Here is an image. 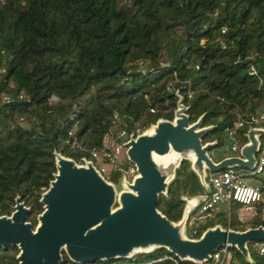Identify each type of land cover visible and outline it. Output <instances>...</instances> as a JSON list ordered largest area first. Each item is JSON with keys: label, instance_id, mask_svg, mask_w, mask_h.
Segmentation results:
<instances>
[{"label": "trees", "instance_id": "obj_1", "mask_svg": "<svg viewBox=\"0 0 264 264\" xmlns=\"http://www.w3.org/2000/svg\"><path fill=\"white\" fill-rule=\"evenodd\" d=\"M178 96L190 123L203 116L202 127H211L202 144L217 147L238 117L264 113V0H0V215L18 195L34 225L53 151L88 159L82 149L101 143L112 113L140 119L152 108L145 127L171 120ZM245 131H237L240 144ZM202 192L183 161L157 209L176 221L182 196ZM238 208L218 205L194 237L214 224H263L258 216L238 221ZM247 247L250 262L228 247L232 260L264 264ZM16 253L0 247V264H16ZM166 255L160 248L92 264H175Z\"/></svg>", "mask_w": 264, "mask_h": 264}, {"label": "water", "instance_id": "obj_2", "mask_svg": "<svg viewBox=\"0 0 264 264\" xmlns=\"http://www.w3.org/2000/svg\"><path fill=\"white\" fill-rule=\"evenodd\" d=\"M202 118L190 123L178 96L171 120L157 119L124 144L135 174L130 180L121 177L118 188L90 161L77 163L53 151L55 172L38 198L42 209L35 224L27 220L30 208L15 196L11 212L0 215V247L17 248L16 264H61L63 255L73 264H92L160 248L180 262L202 264L221 246L234 248L250 262L247 244L264 240V223L243 230L214 224L188 237L185 222L196 197L183 199L176 221L157 209L159 196L166 195L183 161L206 192L207 173L255 165L264 127L247 128L238 156L215 162L208 152L216 142L201 141L211 128L202 127Z\"/></svg>", "mask_w": 264, "mask_h": 264}, {"label": "built area", "instance_id": "obj_3", "mask_svg": "<svg viewBox=\"0 0 264 264\" xmlns=\"http://www.w3.org/2000/svg\"><path fill=\"white\" fill-rule=\"evenodd\" d=\"M223 32L224 29L221 30V33ZM248 75H256V69L253 66L248 67ZM19 99H23V95H20ZM55 99L52 98L51 100L55 101ZM2 102L8 103L9 98L2 97ZM153 114L152 108H148L140 119H134L132 116L117 112L112 113L109 118L108 129L102 137L101 143L94 148L82 149L88 155V159L84 160L90 161L95 170L107 181L109 179L105 176L112 173H120L121 177L130 180L135 174V168L127 161L124 144L148 127V125L145 127L142 125ZM262 125H264V113L243 118L238 117L233 123L232 129L226 130L225 140L228 145L223 148L222 153H220L222 155L218 159L236 155L240 145V135L237 131L247 130L249 127H262ZM208 156L214 161L217 159L212 150L208 152ZM120 157L126 161L124 167L118 165ZM81 161L77 163H81ZM205 180L209 186L208 192L204 191L195 196H182V199L196 197L195 207L188 214L185 222L188 237H194L198 224L205 217L210 216L218 205L227 206L230 202L239 204L236 211L238 221L243 222L258 216L264 223V143H260L255 155L253 169L244 170L243 173H240L229 168L218 173H208ZM249 248L264 260V240L250 241ZM164 257L178 264V259L173 255ZM202 264H237V262L232 260L228 247L221 246L210 254L209 260Z\"/></svg>", "mask_w": 264, "mask_h": 264}, {"label": "rangeland", "instance_id": "obj_4", "mask_svg": "<svg viewBox=\"0 0 264 264\" xmlns=\"http://www.w3.org/2000/svg\"><path fill=\"white\" fill-rule=\"evenodd\" d=\"M164 63H165V56L162 55V56H161V59H160V64H164ZM55 100H56V99H55ZM262 143H264V138H263ZM227 145H228V142L224 140V144H223V145H220V146H218V147L216 146V147L212 148V152H213L215 155H218V157H220V156L222 155V154H220V153H222L223 148H224L225 146H227ZM224 158H225V157H224ZM212 160L214 161L213 158H212ZM125 164H126L125 159L122 158V157H120L119 162H118V165H119L120 167H124ZM129 164H131V163H129ZM233 169L236 170V171H239L240 173H243V171H244V170H241V168H237V167H236V168H233ZM105 177H108V179L110 178L109 181L112 182L113 184H115L116 188L119 187V182H120V179H121V174H120V173H112V174H110L109 176L106 175Z\"/></svg>", "mask_w": 264, "mask_h": 264}, {"label": "crops", "instance_id": "obj_5", "mask_svg": "<svg viewBox=\"0 0 264 264\" xmlns=\"http://www.w3.org/2000/svg\"><path fill=\"white\" fill-rule=\"evenodd\" d=\"M245 134V133H244ZM244 137H245V135H244ZM241 139V138H240ZM245 141H246V138H245ZM260 141V143L262 142L261 140H259ZM244 143H241L240 145H239V148H240V146L241 145H243ZM239 148H238V151H239ZM238 151H237V153H236V155H232V156H238ZM216 160H215V162H217V161H220V160H222L224 157H221L220 159H218V155H216ZM208 174V173H207ZM195 196V195H194Z\"/></svg>", "mask_w": 264, "mask_h": 264}]
</instances>
